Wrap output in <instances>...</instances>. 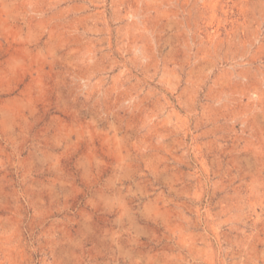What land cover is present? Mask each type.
<instances>
[{
  "label": "rangeland",
  "instance_id": "obj_1",
  "mask_svg": "<svg viewBox=\"0 0 264 264\" xmlns=\"http://www.w3.org/2000/svg\"><path fill=\"white\" fill-rule=\"evenodd\" d=\"M0 264H264V0H0Z\"/></svg>",
  "mask_w": 264,
  "mask_h": 264
}]
</instances>
